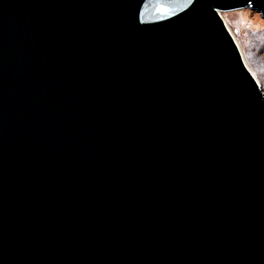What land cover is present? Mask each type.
I'll use <instances>...</instances> for the list:
<instances>
[{
    "label": "water",
    "instance_id": "95a60500",
    "mask_svg": "<svg viewBox=\"0 0 264 264\" xmlns=\"http://www.w3.org/2000/svg\"><path fill=\"white\" fill-rule=\"evenodd\" d=\"M246 7L0 0V264H264Z\"/></svg>",
    "mask_w": 264,
    "mask_h": 264
},
{
    "label": "rangeland",
    "instance_id": "374dc122",
    "mask_svg": "<svg viewBox=\"0 0 264 264\" xmlns=\"http://www.w3.org/2000/svg\"><path fill=\"white\" fill-rule=\"evenodd\" d=\"M222 15L264 89V16L250 7L224 11Z\"/></svg>",
    "mask_w": 264,
    "mask_h": 264
}]
</instances>
